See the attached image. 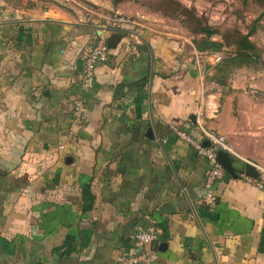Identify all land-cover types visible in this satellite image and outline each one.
<instances>
[{
    "label": "crops",
    "instance_id": "obj_1",
    "mask_svg": "<svg viewBox=\"0 0 264 264\" xmlns=\"http://www.w3.org/2000/svg\"><path fill=\"white\" fill-rule=\"evenodd\" d=\"M85 1L73 13L0 0V264H118L141 227L158 234L153 264H264V191L241 176L264 167V104L243 91L261 73L198 77L178 15L152 0ZM101 13L138 21L140 58L131 27L110 31ZM101 28L118 42L84 92ZM175 130L203 146V130L226 138L235 174L216 184V219L200 215L210 165Z\"/></svg>",
    "mask_w": 264,
    "mask_h": 264
},
{
    "label": "rangeland",
    "instance_id": "obj_2",
    "mask_svg": "<svg viewBox=\"0 0 264 264\" xmlns=\"http://www.w3.org/2000/svg\"><path fill=\"white\" fill-rule=\"evenodd\" d=\"M49 1L73 13H76L77 10H82L83 12L91 10L90 4L85 0ZM131 1L139 2L143 0ZM144 1L148 2L150 0ZM175 1L180 6L179 21L189 32L180 38L183 40L186 38L191 45L194 56L198 52L202 60L200 62L201 65L197 64L196 68L198 77L203 76L207 78L209 76V69L214 70V74L212 75L213 80L221 77L223 79L226 77L230 79L241 71H245L249 76H252L254 72H260L261 81L259 88L254 87L252 79H249L243 91L249 96L256 98L263 105L264 0H189L192 4L188 10L189 15H187L188 18L186 20L182 17L185 15L183 10H186L185 7L187 6H185V3L187 0ZM112 14L115 13H101L99 24L107 25L103 17ZM83 21L87 22V19ZM203 28H208L216 33L207 36L202 33ZM137 29L139 28L131 27L132 31H136ZM243 41L248 46H252L249 54L251 56L250 61H248L249 59L243 60V51L248 49H243ZM215 44L221 47H215ZM200 47H204V49H200ZM214 52L223 53L224 59L219 63L209 60L211 53Z\"/></svg>",
    "mask_w": 264,
    "mask_h": 264
},
{
    "label": "built area",
    "instance_id": "obj_3",
    "mask_svg": "<svg viewBox=\"0 0 264 264\" xmlns=\"http://www.w3.org/2000/svg\"><path fill=\"white\" fill-rule=\"evenodd\" d=\"M103 18L107 23V25L104 26L109 27V29L115 27H118L115 29H124L126 26L138 27L140 25L137 20L118 13L107 15ZM129 33L131 37V42L128 47L129 58L138 59L141 56L139 44L141 43V39H143L142 34L138 30L132 31L131 29H129ZM109 56L110 48L107 40L103 36L98 37L83 59L80 84L81 89L84 92H88L94 87L97 66L101 62L108 61ZM194 57L196 64L201 65L200 62L202 60L198 52H196ZM210 58L215 63H219L224 59V56L221 52H214L211 53ZM72 109L75 123L82 124L83 116L86 111L84 100H75ZM175 133L180 138L191 143L196 154L200 158L206 160L210 165L204 181V194L201 198V204L203 207L210 211L217 204L216 184L225 176V170L218 161V153L220 151L231 152V149L225 137L215 135L205 130H203V133L211 142L209 146H203L194 141L186 132L175 130ZM252 165L257 169L259 173L258 177H249L245 172L241 173V176L260 190L264 191V167L254 164ZM134 239L138 252L124 254L119 259L118 264H153L156 261L157 255L155 251L150 250V247H153L158 240V234L156 231L153 228L141 227L136 231Z\"/></svg>",
    "mask_w": 264,
    "mask_h": 264
},
{
    "label": "water",
    "instance_id": "obj_4",
    "mask_svg": "<svg viewBox=\"0 0 264 264\" xmlns=\"http://www.w3.org/2000/svg\"><path fill=\"white\" fill-rule=\"evenodd\" d=\"M104 29V28H103ZM102 28L100 29V35L102 36L103 34V30ZM108 30H113V29H108ZM118 40H113L112 38H110L107 43L109 48H112L115 46V44H117ZM152 136V133H149ZM218 161L220 162V164L223 166L224 170L227 171L228 173H230L231 175L235 174V170L233 168V163L232 161L229 159L228 157V153H226L225 151H220L218 153ZM244 172L247 176L252 177V178H257L259 173L257 171V169L250 163H247L245 165L244 168ZM200 215L202 217H208V218H212V219H216V215L206 209H202L200 210Z\"/></svg>",
    "mask_w": 264,
    "mask_h": 264
},
{
    "label": "trees",
    "instance_id": "obj_5",
    "mask_svg": "<svg viewBox=\"0 0 264 264\" xmlns=\"http://www.w3.org/2000/svg\"><path fill=\"white\" fill-rule=\"evenodd\" d=\"M151 8H154L155 10H158V11L161 10V11H164L166 13L168 12L170 14H176L178 16L180 14L179 3H177L175 0H158V1L157 0H155V1L152 0L151 1ZM183 11H184L183 13H185V15L183 17H184V20H186L188 18L187 15H189L188 14V9L183 10ZM202 31H203L202 33L206 34L207 36L212 35L213 33H216L215 31H212V30H210L208 28H203ZM214 46L215 47H221L220 45H216V44ZM242 47H243V49L244 48H248L247 50L243 51V54H242L243 58H244L243 60L246 61V60L249 59L248 61H250L251 60V56L249 54H250V50L252 49V46H248L247 44H245V41H243ZM200 49H204V47H200ZM216 49H218V48H216Z\"/></svg>",
    "mask_w": 264,
    "mask_h": 264
}]
</instances>
